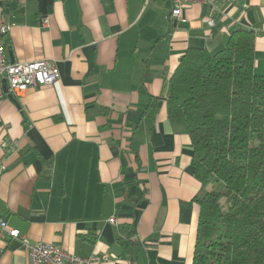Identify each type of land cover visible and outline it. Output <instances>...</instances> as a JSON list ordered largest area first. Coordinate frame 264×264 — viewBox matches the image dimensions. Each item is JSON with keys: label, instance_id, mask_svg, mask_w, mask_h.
Listing matches in <instances>:
<instances>
[{"label": "crops", "instance_id": "1", "mask_svg": "<svg viewBox=\"0 0 264 264\" xmlns=\"http://www.w3.org/2000/svg\"><path fill=\"white\" fill-rule=\"evenodd\" d=\"M216 8L187 4V22L175 24L172 0H0L13 26L9 62L48 60L61 75L0 100V141L15 144L2 152L0 182L11 228L72 255L112 257L99 264H193L195 199L207 189L186 123L168 117L170 81L189 49L216 53L238 29L255 33L264 76V0ZM1 246L0 264H29L19 241Z\"/></svg>", "mask_w": 264, "mask_h": 264}, {"label": "trees", "instance_id": "2", "mask_svg": "<svg viewBox=\"0 0 264 264\" xmlns=\"http://www.w3.org/2000/svg\"><path fill=\"white\" fill-rule=\"evenodd\" d=\"M255 43L253 31L238 29L216 53L191 48L170 81L168 117L186 123L194 176L207 189L195 199L193 264H264V76L255 72ZM156 105L151 99L144 116L155 118Z\"/></svg>", "mask_w": 264, "mask_h": 264}, {"label": "built area", "instance_id": "3", "mask_svg": "<svg viewBox=\"0 0 264 264\" xmlns=\"http://www.w3.org/2000/svg\"><path fill=\"white\" fill-rule=\"evenodd\" d=\"M220 0H172L173 10L170 20L178 23H186L183 11L187 4L200 3L205 6L217 9L216 6ZM49 20H45L44 27H48ZM210 25L214 23L211 21ZM13 26L0 20V100L12 97H18L26 93L31 88L46 87L55 84L60 79L58 67L51 61L42 60L29 63L12 64L9 62L4 39L12 31ZM6 81L8 93L3 89V82ZM14 148L15 144L8 139L0 141V182L5 172V166L2 160V152L8 148ZM118 227L116 219L110 221ZM19 241L25 250L29 264H99L112 259L107 255L89 257H80L67 253L66 251L45 243H32L24 237L19 230L11 228L5 218L0 216V258L4 253L1 246L5 239Z\"/></svg>", "mask_w": 264, "mask_h": 264}, {"label": "water", "instance_id": "4", "mask_svg": "<svg viewBox=\"0 0 264 264\" xmlns=\"http://www.w3.org/2000/svg\"><path fill=\"white\" fill-rule=\"evenodd\" d=\"M176 24V23H175ZM10 54V57L12 56L11 55V52H9ZM3 89H4V92L7 94L8 93V88H7V83L6 81L3 82ZM9 99L12 100V101H15L14 98L11 96V95H8Z\"/></svg>", "mask_w": 264, "mask_h": 264}, {"label": "rangeland", "instance_id": "5", "mask_svg": "<svg viewBox=\"0 0 264 264\" xmlns=\"http://www.w3.org/2000/svg\"><path fill=\"white\" fill-rule=\"evenodd\" d=\"M216 185L213 188V189H215V191H219V192H224L225 191L224 186H222V185L216 186Z\"/></svg>", "mask_w": 264, "mask_h": 264}]
</instances>
